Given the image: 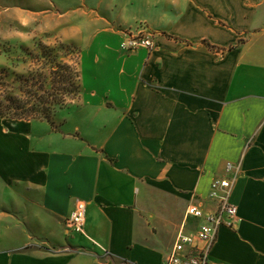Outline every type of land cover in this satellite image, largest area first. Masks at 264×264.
Here are the masks:
<instances>
[{
    "label": "crops",
    "instance_id": "crops-1",
    "mask_svg": "<svg viewBox=\"0 0 264 264\" xmlns=\"http://www.w3.org/2000/svg\"><path fill=\"white\" fill-rule=\"evenodd\" d=\"M42 1L81 93L58 127L0 118V264H164L229 176L239 216L209 264H264V0ZM141 23L155 48L122 51ZM79 201L85 235L66 225Z\"/></svg>",
    "mask_w": 264,
    "mask_h": 264
},
{
    "label": "rangeland",
    "instance_id": "rangeland-1",
    "mask_svg": "<svg viewBox=\"0 0 264 264\" xmlns=\"http://www.w3.org/2000/svg\"><path fill=\"white\" fill-rule=\"evenodd\" d=\"M51 8L52 4L42 0H0V103L10 104L6 98L10 96L15 101H28L31 90L41 96H48L47 90L51 93L52 71L57 66L50 57L44 56V47L54 50L53 56L58 55L56 62L78 68L79 48L60 39L56 12L42 15L43 11ZM63 92L55 88L52 90L58 99H65L64 108L76 103L81 93L64 96ZM62 109L55 107L51 114L54 127L62 123L59 117Z\"/></svg>",
    "mask_w": 264,
    "mask_h": 264
},
{
    "label": "built area",
    "instance_id": "built-area-1",
    "mask_svg": "<svg viewBox=\"0 0 264 264\" xmlns=\"http://www.w3.org/2000/svg\"><path fill=\"white\" fill-rule=\"evenodd\" d=\"M156 46L154 36L147 24L141 23L136 28H130L123 32L121 49L126 53H134L139 50L152 51ZM238 166L227 164L229 174L236 173ZM233 177L214 180L211 186L210 198L217 203L214 212H205L199 205H190L187 208V216L202 219L204 222L193 234L180 233L174 244L170 256L164 264H209L210 253L216 243L218 231L223 226L233 228L239 213L238 207L232 203ZM87 206L79 201L66 225L70 232L85 235Z\"/></svg>",
    "mask_w": 264,
    "mask_h": 264
},
{
    "label": "trees",
    "instance_id": "trees-1",
    "mask_svg": "<svg viewBox=\"0 0 264 264\" xmlns=\"http://www.w3.org/2000/svg\"><path fill=\"white\" fill-rule=\"evenodd\" d=\"M206 44L212 50L216 49V47L212 46L210 43L206 42ZM75 47L73 46L74 49ZM66 48L68 49L69 46H67ZM53 51L54 50L52 48L44 47V56L50 57L51 62L56 63L57 66V69H53L52 71L51 93L47 90L45 92L46 94L48 93V96H41L38 94V92L31 90L30 92H28L30 96L29 100L25 102H22L20 100L15 101V99L11 96L6 97L11 103L8 105L0 103V118L45 120L53 125L51 121V114L54 112V108L58 107L59 109H62L66 106V102L65 99H58L55 94L52 93V90L55 88L58 91H64V96L69 95V93L76 94L78 92H81V75L79 69L72 64L56 62L58 55L53 56ZM77 81L79 82L78 84ZM58 84L61 86L59 87ZM32 85L36 86V84ZM63 85H68L69 87L65 88V86Z\"/></svg>",
    "mask_w": 264,
    "mask_h": 264
}]
</instances>
